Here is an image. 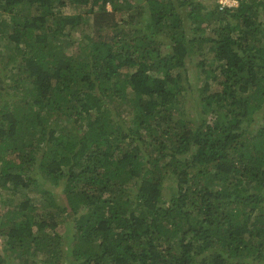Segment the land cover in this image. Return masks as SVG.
I'll return each instance as SVG.
<instances>
[{
  "label": "trees",
  "instance_id": "16d2710c",
  "mask_svg": "<svg viewBox=\"0 0 264 264\" xmlns=\"http://www.w3.org/2000/svg\"><path fill=\"white\" fill-rule=\"evenodd\" d=\"M236 1L0 0V264H264V0Z\"/></svg>",
  "mask_w": 264,
  "mask_h": 264
},
{
  "label": "rangeland",
  "instance_id": "374dc122",
  "mask_svg": "<svg viewBox=\"0 0 264 264\" xmlns=\"http://www.w3.org/2000/svg\"><path fill=\"white\" fill-rule=\"evenodd\" d=\"M191 50L195 51L189 58V62L186 66L187 72L190 76V84L186 85L187 92L185 91L183 93V98L186 101L185 104V110L188 112L187 118L194 119L196 116V113H199V106L197 105V102L193 100L195 97V92L193 91L196 89L195 84L197 80L201 81L205 76L209 75V70L211 67V62L209 61V57L211 55H204L203 50L204 48L201 46L200 42L191 43ZM200 61H204L203 66L199 65ZM61 186H56L54 188L56 194L58 195V192L60 191ZM4 191L0 190V210L2 209V202H4ZM59 198V197H58ZM13 199V201H12ZM61 200V199H60ZM9 202L13 204L15 202V198L12 197L9 199Z\"/></svg>",
  "mask_w": 264,
  "mask_h": 264
},
{
  "label": "built area",
  "instance_id": "2783aa9c",
  "mask_svg": "<svg viewBox=\"0 0 264 264\" xmlns=\"http://www.w3.org/2000/svg\"><path fill=\"white\" fill-rule=\"evenodd\" d=\"M218 3V9L221 10L225 7H233L237 5L236 0H217Z\"/></svg>",
  "mask_w": 264,
  "mask_h": 264
}]
</instances>
